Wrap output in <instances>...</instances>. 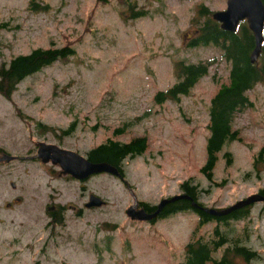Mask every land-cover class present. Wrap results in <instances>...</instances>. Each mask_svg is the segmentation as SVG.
Returning a JSON list of instances; mask_svg holds the SVG:
<instances>
[{
    "label": "rangeland",
    "instance_id": "obj_1",
    "mask_svg": "<svg viewBox=\"0 0 264 264\" xmlns=\"http://www.w3.org/2000/svg\"><path fill=\"white\" fill-rule=\"evenodd\" d=\"M35 2L40 7L33 9L29 0H0V66L37 47L71 45L76 54L27 77L10 100L0 95V148L16 156L0 161V264H177L190 240L210 236L212 223L196 228L191 212L155 223L132 221L126 209L133 199L121 180L100 174L81 188L32 157L40 141L84 155L108 139L145 137L144 154L125 158L122 167L136 197L149 205L180 194L188 179L203 190L199 201L211 208H226L264 189V172L252 173L264 148V82L247 91L251 106L234 115L239 140L217 154L213 180L219 185L200 171L210 100L227 82L230 64L220 48L187 44L203 20L197 8L225 9L226 0H131L134 13L125 0ZM140 10L144 16L135 14ZM178 60L209 62L208 74L178 101L156 103V92L176 81ZM117 129L122 133L116 135ZM225 152L231 154L229 164ZM88 193L105 205L86 208ZM52 201L66 208L60 224L45 211ZM244 224L250 239L241 242L260 257L236 263L264 264L263 203L228 226L229 238ZM213 254L220 258L222 250Z\"/></svg>",
    "mask_w": 264,
    "mask_h": 264
},
{
    "label": "trees",
    "instance_id": "obj_2",
    "mask_svg": "<svg viewBox=\"0 0 264 264\" xmlns=\"http://www.w3.org/2000/svg\"><path fill=\"white\" fill-rule=\"evenodd\" d=\"M130 1L125 0L128 5L127 10L134 13V4H130ZM262 1L264 4V0ZM28 4L33 9L40 7L35 0H29ZM47 8L48 6L45 5L41 9ZM135 14L141 15L142 12ZM197 14L203 17V20L199 23L197 34L187 46H216L222 50L223 57L230 64L227 82L219 86L210 101L209 136L205 145L206 160L200 168L210 184L219 185L213 180L217 154L227 142L239 140L238 130L233 128L234 115L243 108L251 106L246 95L247 91L252 89L256 83L264 82V28L261 53L258 62L253 64L249 56L254 48V37L245 22L241 23L235 32H229L222 30L220 25L210 18L205 6H199ZM75 54L76 49L71 45L59 47L51 45L47 48L37 47L28 53L14 55L0 66V95L10 100L18 84L27 77L55 62L67 60ZM209 66V62L203 61L197 63L185 60L176 61L173 66L175 83L166 91L156 92L154 101L156 103L166 100L178 101L180 96L187 95L199 79L208 74ZM122 131V129H117L114 133L117 135ZM146 149L145 137L132 138L127 142L108 139L91 150L89 156L93 162H105L117 166L127 157L134 158L144 154ZM230 155L229 152L223 154L227 164L230 163ZM262 172H264V148L254 158L252 173L259 177ZM180 189L185 198L166 204L164 209L162 208L161 217L167 218L179 212H191L198 218L196 228L212 223V231L207 239L200 236L195 240H190L185 246L184 258L177 264H237V258L246 263L259 259L258 251L241 242L243 239L247 242L250 239L247 224H244L237 234L232 236V239L228 236V226L233 227L234 223L247 219L250 206L238 208L226 215L214 216L201 209L205 206L199 201L198 195L203 190L198 188L197 184L192 183L191 179L183 181ZM259 192L264 195V189ZM156 210L157 208L154 212ZM154 212L150 211V214ZM62 221L60 213L59 216L54 217L53 223L60 224ZM196 228L192 231V235L196 232ZM219 249L222 250V255L220 258H215L213 253L218 252Z\"/></svg>",
    "mask_w": 264,
    "mask_h": 264
},
{
    "label": "water",
    "instance_id": "obj_3",
    "mask_svg": "<svg viewBox=\"0 0 264 264\" xmlns=\"http://www.w3.org/2000/svg\"><path fill=\"white\" fill-rule=\"evenodd\" d=\"M226 4L225 10L214 12L212 17L220 23V27L223 30L230 32L236 30L240 21L246 20L248 28L252 32L255 40V45L249 58L251 63H256L261 52L263 40L264 4L262 0H227ZM37 157L44 163L49 160L54 164L59 163L63 171L62 173L70 174L72 177L79 180L102 172L118 175V169L111 164L105 162L91 163L77 153L58 149L55 145L42 144L39 148ZM182 198L185 197L183 195H176L168 199H163L157 206L156 212L151 214L145 212L144 209L136 210L137 202L135 199L134 204L127 209L126 213L131 219L150 221L157 217L160 210L166 204ZM256 202L264 203V195L260 193L252 194L223 209L204 207H201V209L214 216L226 215L238 208L250 206ZM101 204L102 200L99 197L91 195L90 201L86 206H100ZM194 206L198 207L197 205ZM49 209L50 208H47V210Z\"/></svg>",
    "mask_w": 264,
    "mask_h": 264
},
{
    "label": "flooded vegetation",
    "instance_id": "obj_4",
    "mask_svg": "<svg viewBox=\"0 0 264 264\" xmlns=\"http://www.w3.org/2000/svg\"><path fill=\"white\" fill-rule=\"evenodd\" d=\"M71 129V128H70ZM68 131H69V129H68ZM66 132V131H65ZM41 142H45V141H40V143ZM39 142H37V143H35V146H36V153H37V151H38V149H39V147H40V144ZM45 143H47V144H49L50 142H45ZM55 145H57L58 147H60V148H63V149H68V150H71V151H74V152H76V153H79L78 151H76V150H73V149H70V148H65V147H63V146H61L60 145V143L58 142L57 144H55ZM94 149V148H93ZM90 149L89 150H87L86 151V153H85V157L90 161V162H93V161H91L90 160V156H89V153H90ZM0 152H3V154L2 155H0V160L2 159V160H5L6 162H10V161H12V160H14L15 158H16V156H11L9 153H6L4 150H2L1 148H0ZM8 158H11V159H8ZM34 160H37L38 161V159L35 157V156H33L32 157ZM0 163H2V162H0ZM93 163H96L95 161L93 162ZM46 164H50V165H52L55 169H56V174H57V176H59V177H66V178H68V179H71V180H73V181H75V182H79L80 183V186L81 185H83V184H85L90 178H87V179H85L84 181H79V180H75V179H72L71 178V176H69V175H63L62 173H61V169H60V167H59V164H52V162H48V163H46ZM117 169H118V171L121 173V175H123V169H122V163H120L119 165H117V166H115ZM119 180H121L122 181V183L127 187V188H129V185L125 182V180H122L121 179V177H117ZM81 188H82V186H81ZM88 195H90V194H88ZM16 200H19V198H17ZM144 203L142 202V201H139L138 202V209L139 208H144L148 213H150V211L152 212H154V210L157 208V206L156 205H143ZM7 205H9V203L7 204ZM50 206V208H51V210H50V218H52V217H54V215H56V213H57V211H60V209L61 208H64L65 206H62L61 204H58L57 202H55L54 203V201L49 205ZM149 207H150V210H149ZM163 209H164V207H163ZM163 209L160 211V213L157 215V219H155V220H158L159 219V217H161L162 215H161V212L163 211ZM155 220H151V221H149V222H154Z\"/></svg>",
    "mask_w": 264,
    "mask_h": 264
}]
</instances>
